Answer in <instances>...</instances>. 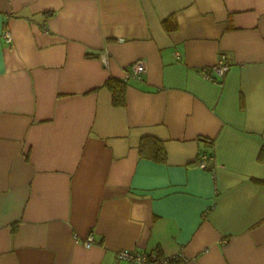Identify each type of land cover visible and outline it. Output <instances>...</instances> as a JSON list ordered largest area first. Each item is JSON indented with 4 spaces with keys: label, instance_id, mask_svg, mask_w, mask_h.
<instances>
[{
    "label": "crops",
    "instance_id": "1",
    "mask_svg": "<svg viewBox=\"0 0 264 264\" xmlns=\"http://www.w3.org/2000/svg\"><path fill=\"white\" fill-rule=\"evenodd\" d=\"M119 249L264 264V0H0V264Z\"/></svg>",
    "mask_w": 264,
    "mask_h": 264
},
{
    "label": "built area",
    "instance_id": "2",
    "mask_svg": "<svg viewBox=\"0 0 264 264\" xmlns=\"http://www.w3.org/2000/svg\"><path fill=\"white\" fill-rule=\"evenodd\" d=\"M1 36L6 43L11 41L9 30L4 29ZM229 67V60L224 56H219L212 66L203 70L202 75L207 79L223 77ZM144 70V62L142 60H136L129 65V70L122 76V79L127 80L130 77H139ZM207 158H212V156L199 154L198 166L202 168L207 167ZM93 240V235L90 234L83 240V244L85 246H89ZM176 258L182 259V254L177 253L173 255H161L157 252H137L126 249H119L116 251V259L125 260L127 264H170L171 260Z\"/></svg>",
    "mask_w": 264,
    "mask_h": 264
},
{
    "label": "trees",
    "instance_id": "3",
    "mask_svg": "<svg viewBox=\"0 0 264 264\" xmlns=\"http://www.w3.org/2000/svg\"><path fill=\"white\" fill-rule=\"evenodd\" d=\"M171 16L163 19L164 25L168 28ZM104 86L110 90L111 102L115 106H122L126 102V80L118 77H108L104 81ZM138 152L140 155L152 160L162 162L166 158V152L163 142L155 136L144 135L140 138L138 144ZM159 254V253H158ZM182 259L176 258L171 260L170 264H178Z\"/></svg>",
    "mask_w": 264,
    "mask_h": 264
}]
</instances>
